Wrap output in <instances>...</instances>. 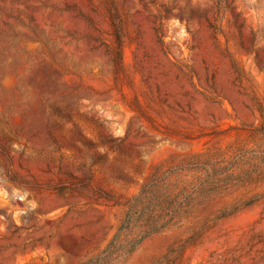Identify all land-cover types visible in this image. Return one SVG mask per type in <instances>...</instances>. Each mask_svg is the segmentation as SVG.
Here are the masks:
<instances>
[{"label": "rangeland", "instance_id": "1", "mask_svg": "<svg viewBox=\"0 0 264 264\" xmlns=\"http://www.w3.org/2000/svg\"><path fill=\"white\" fill-rule=\"evenodd\" d=\"M0 264H264V0H0Z\"/></svg>", "mask_w": 264, "mask_h": 264}, {"label": "trees", "instance_id": "2", "mask_svg": "<svg viewBox=\"0 0 264 264\" xmlns=\"http://www.w3.org/2000/svg\"><path fill=\"white\" fill-rule=\"evenodd\" d=\"M169 224V222H167V223H163L162 225H161V228L160 229H153L152 231H150V232H156V231H159V230H161L162 228H164V227H166L167 225ZM149 234H151V233H149ZM133 249V248H132ZM132 249H131V251H132Z\"/></svg>", "mask_w": 264, "mask_h": 264}]
</instances>
